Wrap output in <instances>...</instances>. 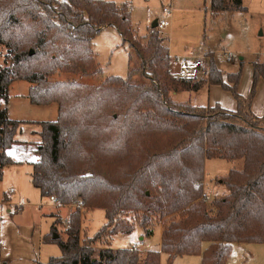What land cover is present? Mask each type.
<instances>
[{
    "label": "trees",
    "instance_id": "16d2710c",
    "mask_svg": "<svg viewBox=\"0 0 264 264\" xmlns=\"http://www.w3.org/2000/svg\"><path fill=\"white\" fill-rule=\"evenodd\" d=\"M229 4L246 11L242 0H211L213 16L226 13ZM109 26L129 45V65L138 59V68H130L126 79L111 76L97 86L55 79L103 74L93 42ZM159 28L139 38L128 5L105 0H0V48L6 50L0 66V182L7 166L20 164L10 150L28 122L11 119L7 105L10 86L25 81L32 105H58L56 121L35 123L41 130L35 133L37 159L30 163L32 185L43 198L56 197L59 207L77 206L62 221L66 240L58 221L43 238L62 252L46 264H161L162 254L166 264L184 256L226 264L234 244H264V117L252 112L264 63H253L247 98L238 93L241 73L225 81L213 60L206 77L180 78L171 72L168 39ZM137 75L146 83H134ZM206 86L231 93L237 110L177 100ZM211 159L243 160V168L218 181L228 194L208 210L205 162ZM95 209L104 210L107 222L82 240L83 210ZM157 217L170 219L159 250L94 246L105 235L110 240L137 227L152 237Z\"/></svg>",
    "mask_w": 264,
    "mask_h": 264
},
{
    "label": "rangeland",
    "instance_id": "374dc122",
    "mask_svg": "<svg viewBox=\"0 0 264 264\" xmlns=\"http://www.w3.org/2000/svg\"><path fill=\"white\" fill-rule=\"evenodd\" d=\"M105 1L114 2L119 6L128 5L132 29L139 38L149 35L154 22L165 17L163 9L172 4V21H169L168 27L159 28L168 39L171 72L180 78L206 77V70H209L213 60L216 67L223 72L225 81L229 74L240 72L238 93L245 98L249 96L253 81L251 62L264 63V0H243L242 5L247 11H238L229 4L230 10L217 17L213 16L211 0ZM150 16L154 18L150 19ZM93 44L96 63L103 70V74L95 76L62 74L57 75L55 79H72L81 84L97 86L111 76L126 79L130 68L139 67L138 59L129 65L130 47L124 42L116 27L104 28L96 36ZM227 51L233 53L231 62H228L224 55ZM5 54L6 50L0 48L1 67L5 64ZM241 56L245 58L244 61L240 60ZM186 57L188 60L184 62L182 59ZM198 57H203V70H198L194 66ZM133 82L139 85L146 83L139 75L135 76ZM29 88L30 84L25 81H16L11 85L10 118L32 122L56 121L58 105L31 106L28 99ZM260 97L262 100L258 102L257 107L264 103V93ZM177 100L182 102L190 100L195 107L218 105L226 110H231V107L236 105L231 93L222 87L210 89L206 86L199 93H183ZM28 107L34 110L31 111L27 109ZM35 127L41 130L39 126ZM242 168L243 160H206L204 186L208 210L211 209L213 201L223 199L228 194L227 188L218 181L230 170ZM12 190L14 193H11ZM57 202L43 198L41 192L34 188L27 166L11 165L4 170V177L0 182V264H46L51 258L61 256L60 247L56 244L43 243V238L52 232L55 221H58L61 223L57 226V232L66 240L63 222H67L70 213L77 206L59 207ZM128 219L135 223V214H130ZM106 222L104 210H83L81 239L95 237ZM169 222L170 219L157 217L152 226L154 231L152 237L144 236V231L137 227L132 234L119 233L110 240L105 235L94 246L97 249L108 246L126 249L138 245L141 250H150L148 248L156 250L160 230L163 232ZM141 238H145L146 241H141ZM234 256L237 264H264V244H237ZM166 261L165 255L162 264H166Z\"/></svg>",
    "mask_w": 264,
    "mask_h": 264
},
{
    "label": "crops",
    "instance_id": "0c3cea01",
    "mask_svg": "<svg viewBox=\"0 0 264 264\" xmlns=\"http://www.w3.org/2000/svg\"><path fill=\"white\" fill-rule=\"evenodd\" d=\"M172 3V2H171ZM242 4H243V0H242ZM170 8L172 9V16H173V6L172 4H170ZM245 8V7H244ZM246 9V8H245ZM247 11V9H246ZM154 17L150 16V19H153ZM160 19H163V18H159L157 19L154 23L158 22ZM148 20H149V17H148ZM152 21V20H151ZM170 22L172 21V17L170 18L169 20ZM171 24V23H170ZM169 26V25H168ZM170 53V52H169ZM171 57V56H170ZM244 57L241 56L240 57V60L241 61H244ZM252 66H253V63L251 62ZM199 70V69H198ZM252 84H253V81H252ZM11 87V86H10ZM213 87H217V86H213ZM212 87H210L211 89ZM251 93V92H250ZM264 93V80H261L258 84V88H257V94L253 100V104H252V112L253 114L256 116V117H259V118H263L264 117V103L259 105L258 106V102L261 99L260 95ZM250 95V94H249ZM264 100V98H263ZM10 101L11 99L8 101V105H7V108H8V113H9V117H10V114H11V104H10ZM30 102V101H29ZM31 104V103H30ZM31 106H35V105H32ZM35 107H44V106H35ZM27 109L29 110H34L30 107H28ZM237 110V103L236 105L232 106L231 107V110H228V111H231V112H235ZM57 117H58V110H57ZM57 117L55 119H57ZM18 121H24V122H28V124H24L23 127H22V130L21 132L18 134V141L20 142L19 144H17L16 146L13 147L12 150H10V154L11 156L13 157V159L17 162H19L20 164H17L18 166H21V167H24V166H27L28 169H29V172H30V175L33 171V167L30 163L36 161V156L34 154V151H35V148H36V143H39L40 142V138L38 135H36L35 133L37 131H39L37 129V124H35L36 122L35 121H30V120H25V119H16ZM50 121V120H49ZM55 121V120H54ZM25 127H27V129H25ZM26 130V131H25ZM13 166H16V165H13ZM8 167V166H7ZM6 167V168H7ZM5 168V169H6ZM223 178V177H222ZM48 199V198H46ZM72 206L70 207H67V208H71ZM161 239H162V230H160V233H159V240L158 242L156 243L157 245V248L156 250H159L161 248ZM141 241H146L145 238H141ZM150 245V244H149ZM236 245L237 244H234L233 245V250H232V253H231V256L228 260V262L226 264H237V262L235 261V256H234V248H236ZM240 245H243V244H240ZM207 244L204 245V249L207 248ZM151 247V246H149ZM130 248V247H129ZM133 248H136L138 249L139 251L141 252H146L148 251L147 249L145 250H141L138 245L136 246H133ZM114 249H117V248H114ZM151 250V248H148ZM165 256V254H162V257H161V264H162V260H163V257ZM166 260H167V255H166ZM202 262V257L201 256H184V257H179L177 258L173 264H201Z\"/></svg>",
    "mask_w": 264,
    "mask_h": 264
},
{
    "label": "built area",
    "instance_id": "2783aa9c",
    "mask_svg": "<svg viewBox=\"0 0 264 264\" xmlns=\"http://www.w3.org/2000/svg\"><path fill=\"white\" fill-rule=\"evenodd\" d=\"M163 13L165 14V17H164L163 19H160V20L158 21V25H159V27H161V28L168 27V25H169V20H170V18L172 17V9H171L170 7H165V8L163 9ZM224 55H225L226 60H227L228 62H231V61L233 60V53L227 51V52L224 53ZM182 60L185 62L186 60H188V57L183 58ZM194 66H195L196 68H198L199 70H203V68H204L203 57H198V58L195 60ZM207 73H208V70H206V74H207ZM11 193H14V191L12 190ZM49 200H50L51 202H57L56 197H53V196L50 197Z\"/></svg>",
    "mask_w": 264,
    "mask_h": 264
},
{
    "label": "water",
    "instance_id": "95a60500",
    "mask_svg": "<svg viewBox=\"0 0 264 264\" xmlns=\"http://www.w3.org/2000/svg\"><path fill=\"white\" fill-rule=\"evenodd\" d=\"M158 26H159V25H158V22H156V23L153 24L152 27H153V28H157ZM31 53H33V52H31ZM57 238H58V236L56 235V236H55V239H57Z\"/></svg>",
    "mask_w": 264,
    "mask_h": 264
}]
</instances>
